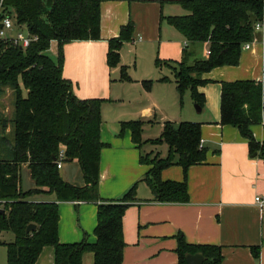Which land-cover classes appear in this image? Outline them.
I'll return each mask as SVG.
<instances>
[{"label": "trees", "instance_id": "obj_1", "mask_svg": "<svg viewBox=\"0 0 264 264\" xmlns=\"http://www.w3.org/2000/svg\"><path fill=\"white\" fill-rule=\"evenodd\" d=\"M103 0H3V11L17 23L38 36L26 48L0 44V93L12 90L10 131L12 142L6 158H0V232L11 231L13 240L4 243L5 264H35L44 246H52L54 264H82V254L92 252L93 264H121L125 246L122 216L134 202L136 184L116 200H101L98 194L102 99H79L71 82L62 76L63 45L72 40L98 39L100 36V3ZM183 10L180 15L163 18L186 40L181 60L173 66V81L181 99L189 91L197 106L204 104L198 87L207 83L202 75L212 68L237 65L241 46L253 35V24L264 17V0H175ZM132 23L122 26L117 37L108 41L107 63H119V51L132 33ZM51 41L56 42V59L46 54ZM207 42L205 58L189 61V44ZM161 62L155 59V65ZM121 78L129 76L121 67ZM169 80L166 76L159 81ZM150 88L151 81H142ZM263 80H235L220 83V122L229 124L248 141L251 154L264 159V142L255 140L250 127L261 120ZM181 102V100H180ZM7 124V120H5ZM6 126V125H4ZM129 128L132 140L139 144L142 121L120 123ZM199 122L166 121L158 138L152 143H165L166 156L158 154L141 162L150 165L143 180L153 200L186 203L189 200L185 181L186 170L205 160L206 149L200 145ZM63 161L76 159L83 186L62 179L56 167L59 151ZM26 165L35 188L21 187V168ZM179 165L184 171L182 181L162 180L161 170ZM53 193L54 201L30 200L33 193ZM60 201H91L97 204V223L93 230L96 240L89 243L86 235L79 242L61 243L57 237ZM34 223L28 233L25 228ZM178 264H186V254L202 253V264H221L220 247L192 244L183 235H176Z\"/></svg>", "mask_w": 264, "mask_h": 264}, {"label": "crops", "instance_id": "obj_2", "mask_svg": "<svg viewBox=\"0 0 264 264\" xmlns=\"http://www.w3.org/2000/svg\"><path fill=\"white\" fill-rule=\"evenodd\" d=\"M174 1L103 0L99 38L72 40L63 45L62 76L71 82L74 95L79 99L103 100L99 136L105 146L101 148L99 161L100 199L116 200L136 184L135 200L122 216L125 246L121 264H178V233L188 243L219 246L221 264H264V208L253 202L255 195L264 194V159L249 152L248 141L237 128L220 122L221 82L263 80L261 34H254L255 43L241 51L237 65L217 66L202 75L208 82L198 87L204 95V104L199 110L186 97L185 109L179 110L172 69L181 60L187 42L161 18L183 14ZM128 22L133 26L131 37L122 44L119 63L109 66L108 41L117 37ZM201 42L203 53L199 54L195 52L198 42L189 44L190 60L206 57L208 43ZM52 44L55 46L52 58L56 59L55 41H51L48 50H52ZM124 50L132 54L134 69L128 71L129 80L121 78V67L126 63ZM155 59L161 62L159 66L155 65ZM164 69L170 74L166 76L169 80L159 81L164 77ZM148 78L155 82L147 91L142 81ZM185 93L189 95V91ZM145 97L157 101L147 102ZM129 120L142 121V140L158 138L166 121L201 124L200 143L206 149V156L202 163L186 170L189 195L186 203L153 200L143 180L150 165L140 161L141 146L132 140L130 129L121 130L120 123ZM151 123H157L158 136L145 138V124ZM250 129L256 141L264 142V86L261 120ZM167 151L168 147L154 152L164 157ZM59 174L64 181L83 186L76 159L63 161ZM160 176L162 180L182 181L184 171L179 165H170L161 170ZM21 187L23 191L36 187L26 165L21 168ZM38 189L41 191L33 193L30 200L56 199L53 193L44 192L45 188ZM57 210L59 242H79L85 235L89 243L96 240L93 234L97 223L95 202L60 201ZM35 264H54L53 247L44 246ZM82 264H93L92 252L82 254Z\"/></svg>", "mask_w": 264, "mask_h": 264}, {"label": "rangeland", "instance_id": "obj_3", "mask_svg": "<svg viewBox=\"0 0 264 264\" xmlns=\"http://www.w3.org/2000/svg\"><path fill=\"white\" fill-rule=\"evenodd\" d=\"M260 32H256V36L259 35ZM261 34V33H260ZM127 47V46H125ZM51 48L52 50L49 51L47 50L46 51V54L49 55L51 58L53 57V51H54V44L51 45ZM125 49V48H124ZM195 52L196 53H203V46H202V42H198V44H196L195 46ZM124 53H126V63L124 64V71L127 73V75L129 76V70H133L134 67L133 65V62L131 61L132 59V54L130 52H127L126 50H124ZM53 59V58H52ZM189 61H192L189 59ZM163 76H167V75H170L168 70L164 69L163 71ZM138 73V72H137ZM150 81H151V85L150 87L152 86V84L155 82L154 79H151V78H148ZM143 84V83H142ZM145 90L148 91V88H146L145 86H143ZM150 90V89H149ZM186 92V91H185ZM183 93L181 99L179 98V110L180 108L181 109H185V103L184 101L185 100V97L186 99H189L190 102L192 103V107L196 109L195 104L192 99H191V96L190 94L189 95H186V93ZM152 96L156 99H158L156 96H155V93L152 94ZM12 100H13V97H12V90L10 88H5L4 91H2L0 93V158H6L7 157V154H8V151L10 149V144L12 142V132H9L10 131V122L8 121V119L10 118L11 116V109H12ZM145 100L147 102L151 101V100H155L153 98H150L147 100V97H145ZM181 100V102H180ZM157 101V100H155ZM183 107V108H182ZM7 108L9 110V112L7 113ZM3 120H7V125L4 126L2 124ZM147 126V130L145 131V138H153L154 136H158V129H157V123H154V124H145V127ZM6 128H8V130H6ZM146 129V128H145ZM160 135V134H159ZM151 139L149 140H142L141 137H140V142L139 145L141 146V155L145 156V158L147 157V159H150V158H154L157 156V153L154 152V151H159L163 148H166L167 145L165 143H163L162 145L160 144H154L152 143V141H150ZM154 151H153V150ZM23 176H24V172H22ZM22 187L25 188L24 186V183L22 184ZM13 240V233L11 231H1L0 232V264H5V261H6V249H5V245L4 243L6 242H10Z\"/></svg>", "mask_w": 264, "mask_h": 264}, {"label": "built area", "instance_id": "obj_4", "mask_svg": "<svg viewBox=\"0 0 264 264\" xmlns=\"http://www.w3.org/2000/svg\"><path fill=\"white\" fill-rule=\"evenodd\" d=\"M2 2L3 0H0V44L4 43L21 49L26 48L31 42L36 41L38 36L31 33L25 24L17 23L12 15L4 12ZM256 32L261 33L262 42L264 43V17L254 22L252 38L242 44L241 50H248L252 47L255 43L254 34ZM63 158L64 153L61 150L58 153V160L56 164L58 169L62 166ZM253 202L257 207L263 209L264 194L255 195L253 197Z\"/></svg>", "mask_w": 264, "mask_h": 264}, {"label": "water", "instance_id": "obj_5", "mask_svg": "<svg viewBox=\"0 0 264 264\" xmlns=\"http://www.w3.org/2000/svg\"><path fill=\"white\" fill-rule=\"evenodd\" d=\"M195 107L197 110L200 109V107L197 105H195ZM2 124L5 125L4 120H3ZM0 213H3L2 209H0ZM35 228H36V225L34 223H29L25 228V232L28 233V232L34 230ZM185 258H186V264H202V262L204 260V256L200 252H196L193 254H186Z\"/></svg>", "mask_w": 264, "mask_h": 264}]
</instances>
